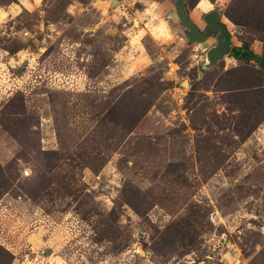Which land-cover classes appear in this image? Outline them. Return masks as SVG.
<instances>
[{
    "label": "rangeland",
    "instance_id": "rangeland-1",
    "mask_svg": "<svg viewBox=\"0 0 264 264\" xmlns=\"http://www.w3.org/2000/svg\"><path fill=\"white\" fill-rule=\"evenodd\" d=\"M200 1L264 56V0ZM178 5L0 0V264H264V67Z\"/></svg>",
    "mask_w": 264,
    "mask_h": 264
},
{
    "label": "water",
    "instance_id": "water-1",
    "mask_svg": "<svg viewBox=\"0 0 264 264\" xmlns=\"http://www.w3.org/2000/svg\"><path fill=\"white\" fill-rule=\"evenodd\" d=\"M178 12L176 16L180 19L183 23L184 27L189 29L187 33V37L189 42L191 43H201L207 41V39L212 36L213 34L219 31V27H215V21L209 18V27L203 33L199 30V28L191 21L190 18L187 16L186 7L184 4V0H178ZM219 26V25H218ZM221 28L225 29V26H221ZM230 54V38H228L227 43L219 42L215 48L211 50L209 53L210 57L214 62H217L219 59L223 58L225 55Z\"/></svg>",
    "mask_w": 264,
    "mask_h": 264
},
{
    "label": "flooded vegetation",
    "instance_id": "flooded-vegetation-1",
    "mask_svg": "<svg viewBox=\"0 0 264 264\" xmlns=\"http://www.w3.org/2000/svg\"><path fill=\"white\" fill-rule=\"evenodd\" d=\"M212 12L213 11L211 10L208 14H205V26H204V28L202 29L200 26L198 28H199V30L201 29V31L204 33L206 31V29L209 27V22H208L209 18L210 19L212 18L215 21V27H219V31L217 33L213 34L212 36H210L208 39H210L211 37L216 36L217 37L216 41H217V44H218L219 40H221L224 43H227L228 38H230V54H231L233 45H232V37H231V34H230L229 30H228V27L225 25V23H224V21L222 19L218 18L217 15L215 13H212ZM187 16L192 21V18L189 16L188 12H187ZM193 23L196 24V22H193ZM223 25L225 26V29L221 28V26H223Z\"/></svg>",
    "mask_w": 264,
    "mask_h": 264
},
{
    "label": "trees",
    "instance_id": "trees-1",
    "mask_svg": "<svg viewBox=\"0 0 264 264\" xmlns=\"http://www.w3.org/2000/svg\"><path fill=\"white\" fill-rule=\"evenodd\" d=\"M228 17L231 20L233 18L231 15H228ZM10 51H11V53H15V50H10ZM231 55L234 58L238 59V60L247 59V60H250V61H255L259 65H261L262 67H264V56L263 57H260L258 54L254 53L247 45H245L243 47H240V48L234 49L232 51ZM0 250H3V252L5 253V255H9V253H7V251H5V249H3L1 246H0Z\"/></svg>",
    "mask_w": 264,
    "mask_h": 264
},
{
    "label": "bare ground",
    "instance_id": "bare-ground-1",
    "mask_svg": "<svg viewBox=\"0 0 264 264\" xmlns=\"http://www.w3.org/2000/svg\"><path fill=\"white\" fill-rule=\"evenodd\" d=\"M212 6H213V4L210 2V1H208V0H201L200 1V3H199V5L197 6V7H199V8H202V10L203 11H209L211 8H212ZM3 11V10H2ZM7 15H8V12H0V23L3 21V20H5V18L7 17ZM157 32V31H156ZM155 31H153V34H154V36H156V37H158L159 36V34H157ZM137 43V42H136ZM144 50V49H143ZM142 54V53H141ZM24 58V57H23ZM13 63V62H12ZM12 67L13 68H15L16 67V65L15 64H12ZM4 74V73H3ZM3 80H4V78H3ZM2 80V81H3Z\"/></svg>",
    "mask_w": 264,
    "mask_h": 264
},
{
    "label": "crops",
    "instance_id": "crops-1",
    "mask_svg": "<svg viewBox=\"0 0 264 264\" xmlns=\"http://www.w3.org/2000/svg\"><path fill=\"white\" fill-rule=\"evenodd\" d=\"M8 14H10V13H8Z\"/></svg>",
    "mask_w": 264,
    "mask_h": 264
}]
</instances>
